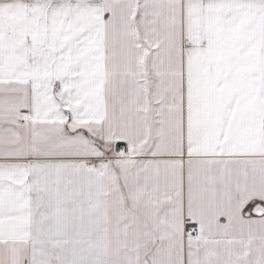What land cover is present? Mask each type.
<instances>
[{
	"label": "snow or ice",
	"instance_id": "snow-or-ice-1",
	"mask_svg": "<svg viewBox=\"0 0 264 264\" xmlns=\"http://www.w3.org/2000/svg\"><path fill=\"white\" fill-rule=\"evenodd\" d=\"M0 264H264V0H0Z\"/></svg>",
	"mask_w": 264,
	"mask_h": 264
}]
</instances>
